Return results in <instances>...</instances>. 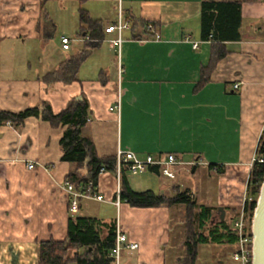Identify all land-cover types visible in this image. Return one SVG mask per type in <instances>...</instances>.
<instances>
[{
  "label": "crops",
  "instance_id": "obj_1",
  "mask_svg": "<svg viewBox=\"0 0 264 264\" xmlns=\"http://www.w3.org/2000/svg\"><path fill=\"white\" fill-rule=\"evenodd\" d=\"M202 1L0 0V111L41 108L47 102L57 113L71 99L86 98L90 116L83 133L99 155L122 149L142 157L173 153L182 161L172 166L173 178L149 169L131 179L127 172L133 189L173 196L176 186L184 189L177 179L180 170L202 168L217 179L203 186L200 198L191 189L194 199L211 206L217 219L220 206L225 218H233L243 207L264 133V0L242 3L241 38L224 42L228 52L211 71L210 81L196 89L215 44L201 38ZM119 4L130 15L131 26V16L137 20L124 32L121 61L109 53L114 50L108 39L115 33H107L82 63L78 79L45 81L46 73L89 39L86 31L78 34L80 8L106 28L116 21ZM139 20H155L160 26L155 34L148 33ZM63 34L72 40L69 49L62 47ZM136 34L140 37L134 38ZM119 91L118 113L111 107ZM63 131L34 115L19 124L0 120V264H39L38 241L67 235L69 195L63 184L75 165L61 159ZM31 161L34 168L28 167ZM97 188L105 200L90 199L104 205L93 216L115 219L129 240L139 243L138 248L123 249L120 264H168L169 252L184 246L174 260L179 264L186 253L183 204L132 206L120 200L117 172L100 174ZM202 246L218 250L204 264H234L235 243H201L196 264Z\"/></svg>",
  "mask_w": 264,
  "mask_h": 264
},
{
  "label": "trees",
  "instance_id": "obj_2",
  "mask_svg": "<svg viewBox=\"0 0 264 264\" xmlns=\"http://www.w3.org/2000/svg\"><path fill=\"white\" fill-rule=\"evenodd\" d=\"M254 0H204L201 4L200 32L203 40H211V56L208 63L201 67L200 77L196 89H200L210 81V74L218 61L228 52L224 42L234 41L241 38L242 25V3ZM127 17L130 15L126 14ZM133 27L137 20L132 17ZM80 21L82 29L79 31L81 37L84 31L89 39L84 42L83 48L63 60L58 68L46 73L43 79L47 82L66 81L71 82L78 79V72L82 63L91 53L93 47L105 39L106 32L102 20L93 19L89 11L80 8ZM145 26V32L154 33V30L146 29L148 23H152L154 29L160 26L155 20H139ZM155 34V33H154ZM139 38V35H133ZM39 116L50 121L52 125L64 127L60 138L62 148L61 159L73 162L75 168L70 170L66 179L72 182L76 188H81L91 183L98 186L100 168L104 166L107 171L117 172V154L99 155L94 141L84 135L83 128L90 116L89 102L86 98H73L65 108L55 113L50 104L45 102L42 107H29L20 112L0 111V120L19 124L28 116ZM257 155L264 156V133L261 136ZM158 175L161 174L157 166L151 167ZM129 166L123 164L120 173V200L128 202L135 207H154L161 205L183 204L185 209L186 225V253L179 258V264H196L198 248L201 243L228 242L235 243L238 235L233 228V218L223 220L214 216L213 208L204 204H198L194 199L190 188L181 190L176 186L173 196L162 194L154 189L135 190L130 185L127 172ZM264 179V162L255 161L247 184L248 199L244 208L253 217L257 199L260 195L261 185ZM89 199H80L82 202ZM68 202L67 235L63 240L48 239L38 241V263L39 264H113L114 258L111 251L115 246L117 237V223L115 219L109 221L96 216H87L79 212L75 215L69 211ZM214 218L216 220L214 221Z\"/></svg>",
  "mask_w": 264,
  "mask_h": 264
},
{
  "label": "built area",
  "instance_id": "obj_3",
  "mask_svg": "<svg viewBox=\"0 0 264 264\" xmlns=\"http://www.w3.org/2000/svg\"><path fill=\"white\" fill-rule=\"evenodd\" d=\"M131 28V19L125 16L121 4L118 6V17L114 23L109 24L105 30L108 33H115L114 37L108 39L109 44L115 50L118 61H121V51L122 44L125 40L124 32ZM148 30H155L152 23H148ZM159 34L156 35V38H159ZM60 40L62 43V47L64 49L70 48L71 38L65 34L60 36ZM197 46V44H195ZM122 67L119 64V73L121 74ZM239 84H235V88H237ZM112 109H116L119 113L121 110V91L118 92V98L116 104L111 107ZM255 161L264 162V156L257 155L254 159ZM182 161H178L175 154L169 153L165 158L156 157L152 154H148L146 156H140L133 150H122L118 149L117 151V175L120 178L121 167L125 163L129 166V170L134 173H142L148 171L151 167L157 166L162 175L173 178L176 176V173L173 169V165L179 164ZM36 162L31 161L28 164L29 168H34ZM106 168L102 166L100 168L99 173L102 174L106 172ZM87 184L81 188H76V186L66 180L63 184V188L69 195L70 207L69 211L71 214L75 215L79 212L80 209V199H93L98 201L105 200L104 195L99 192L97 186H91ZM248 199L247 191L244 197L245 201ZM119 204V199L116 202ZM243 207L237 216V218L233 221V228L238 235V240L236 242V249L233 252V258L240 262V264H252V218H250L249 214ZM135 249L139 247V243L132 242L129 240L127 234H125L121 228L117 225V237L115 246L111 251V256L114 258L113 264H120V259L122 255V251L124 248Z\"/></svg>",
  "mask_w": 264,
  "mask_h": 264
},
{
  "label": "rangeland",
  "instance_id": "obj_4",
  "mask_svg": "<svg viewBox=\"0 0 264 264\" xmlns=\"http://www.w3.org/2000/svg\"><path fill=\"white\" fill-rule=\"evenodd\" d=\"M105 50H108L107 45H105L104 47ZM114 50V49H113ZM109 53L112 55H115L116 53L114 50V54L112 53V51L108 50ZM147 174L151 175L154 179L153 180H159V176L156 175H152L151 173ZM128 175L131 179H139L142 176V174L140 173H133L130 170L128 171ZM178 182L182 184L183 188L185 189L186 187H189L190 189H192L194 192H197V194L199 195V198L203 195L204 193V188L203 186L206 185H213L215 184V181L217 179V175L216 174H212L211 176L208 175L206 173V170L199 168L197 169L194 173L191 172L190 169H183L180 170V172L178 173ZM150 184L155 185V181H148ZM148 185V184H147ZM148 187V186H146ZM156 187V186H153ZM86 207H84V209L81 211L84 212V215L87 216H93L96 215V211H94L97 207L103 208V203H99V202H95L92 200L89 201H84V203ZM94 211V212H93ZM176 223V222H175ZM219 243V242H218ZM223 243V242H221ZM220 246V245H217ZM211 248H217V247H210V246H202L201 247V258L198 261V264H204L205 261L207 260H214L216 255L213 252H218L217 249H211ZM184 252V246H182L180 249L175 248L173 250H171L168 254V264H176V262L174 261L177 255H182V253ZM239 262V261H238ZM236 260L233 261L234 264H240V262L238 263Z\"/></svg>",
  "mask_w": 264,
  "mask_h": 264
},
{
  "label": "water",
  "instance_id": "obj_5",
  "mask_svg": "<svg viewBox=\"0 0 264 264\" xmlns=\"http://www.w3.org/2000/svg\"><path fill=\"white\" fill-rule=\"evenodd\" d=\"M219 219L225 218V208L220 206ZM216 218H214V221ZM252 264H264V179L252 217Z\"/></svg>",
  "mask_w": 264,
  "mask_h": 264
}]
</instances>
